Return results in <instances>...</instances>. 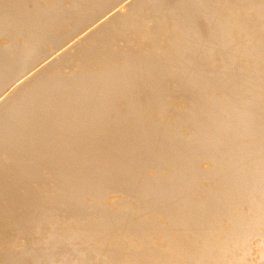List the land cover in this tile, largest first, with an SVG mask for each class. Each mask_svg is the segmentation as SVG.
Segmentation results:
<instances>
[{
    "label": "bare ground",
    "instance_id": "bare-ground-1",
    "mask_svg": "<svg viewBox=\"0 0 264 264\" xmlns=\"http://www.w3.org/2000/svg\"><path fill=\"white\" fill-rule=\"evenodd\" d=\"M242 261L264 0H0V264Z\"/></svg>",
    "mask_w": 264,
    "mask_h": 264
},
{
    "label": "rangeland",
    "instance_id": "rangeland-1",
    "mask_svg": "<svg viewBox=\"0 0 264 264\" xmlns=\"http://www.w3.org/2000/svg\"><path fill=\"white\" fill-rule=\"evenodd\" d=\"M249 260V259H248ZM205 264H206V262H205ZM239 264H243V261L242 262H239Z\"/></svg>",
    "mask_w": 264,
    "mask_h": 264
}]
</instances>
